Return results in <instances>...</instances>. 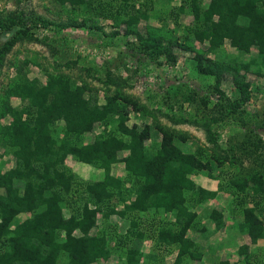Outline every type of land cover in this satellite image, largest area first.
<instances>
[{"label":"trees","instance_id":"1","mask_svg":"<svg viewBox=\"0 0 264 264\" xmlns=\"http://www.w3.org/2000/svg\"><path fill=\"white\" fill-rule=\"evenodd\" d=\"M56 1L68 4L80 15L119 19L130 25L149 19L133 0ZM189 8L195 21L190 34L194 40L207 42V51L217 53L227 39L238 54H250L252 48L256 49V57L246 62L236 55L231 58L232 63L245 72L257 58L264 66V0H209L206 4L190 0ZM184 10L185 6L180 4L175 16ZM17 22L14 14H8L7 23L0 17V67L15 41L32 39L28 28ZM60 24L83 27L87 22L70 18ZM134 33L143 54L152 59L162 55L175 61L172 47L162 45L163 39ZM195 69L203 76H215L217 101L208 107L201 99L200 118L183 121L202 127L206 140L215 147L217 134L212 125L240 111L242 98L249 93V83L242 81L244 74L234 71L239 97L231 99L219 87L228 66L199 54ZM17 71L6 94L9 99L17 98L19 103L16 106L7 103L1 112L10 120L1 128L0 139L11 148L15 165L0 170V264H94L100 259L108 261L112 254H118L120 261L116 264H139L145 256L162 264V258L155 252L142 251L148 238H154L159 247L170 248V253L174 251V263H179L193 246L187 233L202 230L196 207L226 188L235 197L231 212L242 214L240 221L233 218L234 223L247 230L252 242L264 237V218L259 217L264 216V184L256 170L259 167L264 170V139L252 129L241 132V148L250 156L256 184L250 185L247 177L241 179L232 174L227 182L223 180L224 184L218 183L219 189L209 190L197 185L190 175L205 172L220 178L213 175V170L216 163L222 162L212 154L206 156L200 146L183 150L187 135L159 122L129 125L130 110L137 108L129 95L114 92L102 99L98 94H86L77 79L59 69L46 73L44 82L22 73L20 66ZM256 73L259 75L260 69ZM105 75L107 85L121 88L127 84L125 78L111 72L109 67ZM197 97L194 92L184 94V100L191 103ZM96 123L100 124V131L92 141H87L86 134ZM119 151L125 154L119 157ZM69 157L76 164L94 167L99 173L95 171L92 176L102 173V178L79 179L77 172L66 164ZM116 163L122 164L123 177L111 174ZM146 213H154L158 224L152 234L140 227L138 216ZM160 213L168 217L161 218ZM223 218L220 209L208 211V219L216 228L223 226ZM118 219L129 220L124 239L116 229ZM244 263L254 261L245 256Z\"/></svg>","mask_w":264,"mask_h":264},{"label":"rangeland","instance_id":"2","mask_svg":"<svg viewBox=\"0 0 264 264\" xmlns=\"http://www.w3.org/2000/svg\"><path fill=\"white\" fill-rule=\"evenodd\" d=\"M133 1L136 8L143 10L149 16L147 21L140 19L130 25L119 19L94 17L91 14L80 15L68 4L60 5L56 0H0V17L5 23L8 14L16 15L17 24L28 28L32 37L30 40L15 41L3 57V64L0 67V136L1 128L10 120L9 116L1 115L5 104L16 106L19 103L17 98L9 99L6 94V89L17 77V67L20 66L22 73H26L30 78L37 77L41 82L45 81L46 73H55L59 69L77 79V82L85 87L86 94H98L99 98L103 99L105 95L118 92L132 97L136 101L137 108L133 107L130 110L129 125L159 122L187 135L188 139L182 146L183 150L189 151L200 146L203 147L206 156L211 154L216 156L222 164H215L213 175H219L220 178L210 177L205 172L192 173L190 177L197 185L217 190L218 183L222 184L223 180L227 182L232 174H237L241 179L247 177L250 185H255L256 172L251 171L250 156L241 148L243 137L241 132L252 129L264 139V66L262 60L257 58L256 63L251 64L248 72H245L232 63L231 58L239 55L247 62L251 57H256V49L252 48L250 54L241 55L226 39L217 53L207 51L208 43L194 40L190 34V30L195 27L189 8L190 0ZM208 1L201 0L203 4ZM180 4L185 6V10L177 17L175 14H178L177 6ZM70 18H76L78 22L85 19L87 24L83 27H61L60 22ZM48 21L53 24H48ZM58 24L59 26H56ZM135 31L140 32L145 38L163 39L162 45L172 47L176 56L175 61H168L162 55L160 58L152 59L143 54L138 48L140 40L135 35ZM199 54L229 67L220 79L219 87L231 99L239 97L233 79L234 71L238 75L244 74L241 77L242 81L249 83V93L242 98L240 111L224 118L219 124L212 125V130L217 134L215 147L206 140L202 127L183 121V119L200 118L203 107L201 99L207 102L208 107H212L217 101L213 88L215 76H203L195 69L196 57ZM58 64L59 68H57ZM108 67L114 74L125 78L127 84L121 88L105 84V69ZM256 69H260L259 75ZM188 92L198 95L196 102L184 100V94ZM243 121L245 124H242ZM100 128V124L96 123L86 134V140L92 141ZM146 143L149 144L150 140ZM124 154L122 151L118 152L119 157ZM66 164L77 172L78 178L83 181L102 178L101 172L98 176H92L97 172L94 167L83 163L76 164L72 157L67 159ZM14 165L15 158L11 148L3 145L0 139V170H7ZM259 169L256 170L261 174V181L264 184V170H261V167ZM111 174L123 177L122 164H114ZM233 199L235 197L231 195V190L226 188L224 191L218 190L215 197L204 200L201 206L196 207L198 225L208 226V211L213 208L220 209L226 217H231L232 214L235 220L240 221L242 214L235 215L231 212ZM203 209L204 212L201 213ZM68 214L66 212V215ZM153 217L154 213L138 216L140 227L148 234H152L153 229L158 226ZM160 217H168V214H161ZM259 217L264 218V216ZM115 222L118 235L124 239L123 235L127 233L129 220L118 219ZM199 236L201 233L196 232L194 237L199 238ZM118 248L121 249L120 246ZM143 249L145 254L149 251L155 252L157 257L162 258V264H171L174 260L171 254L175 252L170 253V248L159 247L154 238L146 239ZM262 251H264V241L260 246L255 245L251 251L238 249L236 252L238 257H230L229 262L245 264L244 259L247 256L254 257V264H264ZM116 255L112 254L106 262L100 259L99 263L94 264H116L120 261ZM148 259L146 256L143 257L139 264H158L156 260ZM219 261L217 259L216 264Z\"/></svg>","mask_w":264,"mask_h":264},{"label":"crops","instance_id":"3","mask_svg":"<svg viewBox=\"0 0 264 264\" xmlns=\"http://www.w3.org/2000/svg\"><path fill=\"white\" fill-rule=\"evenodd\" d=\"M202 187L207 188L206 186ZM203 212L204 209L201 213ZM230 216L231 217L224 216L223 226L219 228H216L215 223L209 219L212 223L208 220V226L205 225L206 227H202L201 231L198 229L189 231L187 236L193 241V246L188 251L189 255L187 254L179 263H173V260L171 264H216L217 259L229 262V260L231 261L230 257H238L236 252L240 247L243 246L244 251H251L255 245L260 246L263 243V238H258L256 242H252L247 231L244 229L241 230L237 224L232 222L234 216H232V214H230ZM196 232L201 233L199 238L194 237L196 236ZM143 250L142 246V251ZM261 253H264V251ZM175 254L176 253L171 254V257L173 256L175 258ZM250 258L251 260L254 259V257ZM229 264L233 263L229 262Z\"/></svg>","mask_w":264,"mask_h":264}]
</instances>
